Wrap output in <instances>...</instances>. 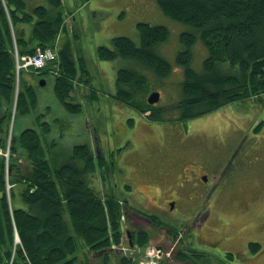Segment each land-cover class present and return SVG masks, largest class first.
<instances>
[{
  "label": "rangeland",
  "instance_id": "obj_1",
  "mask_svg": "<svg viewBox=\"0 0 264 264\" xmlns=\"http://www.w3.org/2000/svg\"><path fill=\"white\" fill-rule=\"evenodd\" d=\"M62 1L66 25L56 41L54 49L58 59L50 62L53 70L37 71L32 67L17 69L16 61L17 74H21L27 85L33 86L38 102L32 113L15 114L11 120V130L16 135L26 129L37 130L42 137L45 156L53 164L68 162L73 148L79 144L93 148L98 165L92 184L103 200L107 201L114 192L119 197L120 207L125 208L121 216V241L114 242L110 250L113 255L111 262L115 263V259L122 256L128 258L131 264H138L160 252L159 264H264V234L257 232L263 243V250L257 253V257L255 253V257H252L247 249L241 254L245 259L251 258L249 261L239 259L237 253L234 261V256H231L232 259L227 257L230 254L201 247L198 225L194 224L196 218L199 220V209L204 213L213 207V200L219 195V192L213 194L216 185L222 187L227 184L228 189L222 190L219 195V203L215 202L226 214L222 233L238 234L240 241L246 237L255 238V234L246 229V221L250 217L256 218L258 211L264 208V101H261L264 95L253 94L248 100L231 102L200 115L193 121L195 132L191 133L192 139L187 144L178 137L164 142L157 138L160 129L151 118L152 111L126 106L114 98L116 75L121 68H132L144 74L145 87L139 97L147 102L152 91L159 92L161 100L156 106L166 109L165 117L169 119L166 126L172 129L174 124L181 123L176 107L184 97L185 73L176 62L177 55L184 48L180 37L183 32H194L195 29L167 17L156 0ZM26 3L30 8L48 4L47 0H26ZM140 22L163 25L169 30L168 40L155 47V51L171 64L168 76L161 78L134 59L103 61L97 55L100 46L112 47L113 39L119 36L129 37L139 44L137 25ZM197 39L192 48V67L201 71L208 50L202 40ZM67 41L72 45L78 67L70 93V99L82 107V112L77 115L65 111L54 90L56 77L62 68L59 49ZM26 56L19 57V65ZM83 66L86 71H82ZM42 79H45L43 86L40 85ZM44 123L50 128L45 135L42 134ZM176 128L174 132L181 138V128ZM183 144L190 152H182L185 150ZM174 150L177 156L197 155L196 160L204 159L214 166L208 177L209 184L201 183L198 188L199 204H186L190 189L180 184L182 178L164 175L166 162L170 161L166 157L173 156ZM8 151L9 146L6 150H0V157H8ZM102 159L105 164L111 165V171L106 166V181L103 179L105 171ZM129 186L131 190H128ZM170 190V193L180 191L184 201L177 202L173 209L167 203L169 196L165 194ZM246 211L251 213L246 215ZM213 212L217 218L218 213ZM138 223L140 227H136ZM219 224L217 227L211 224V227L218 231ZM135 227L140 229L138 233L150 232L147 240L142 237V240L131 242L132 237L129 239L127 234L133 232ZM261 229L264 231V228ZM236 246L240 247L239 244ZM81 252L80 258L83 259L86 249ZM88 255L91 257L92 254ZM181 255L185 256L186 262L179 259ZM101 256L94 253L90 262Z\"/></svg>",
  "mask_w": 264,
  "mask_h": 264
},
{
  "label": "trees",
  "instance_id": "obj_2",
  "mask_svg": "<svg viewBox=\"0 0 264 264\" xmlns=\"http://www.w3.org/2000/svg\"><path fill=\"white\" fill-rule=\"evenodd\" d=\"M156 1L167 17L195 29L182 33L184 48L176 57L185 73L180 119L248 100L253 94L264 95V0ZM47 2L30 8L26 0H0V150L9 146L8 157H0V264H131L122 256L115 263L110 260L114 242L121 241L125 208L114 192L105 201L92 184L98 165L93 148L79 144L68 162L53 164L45 156L37 130L26 129L18 135L11 130L15 114L32 113L38 102L33 86L17 74L16 52L21 57L39 48L54 49L65 29L64 2ZM137 29L139 44L119 36L112 47L100 46L97 55L103 61L134 59L161 78L168 76L171 64L155 47L168 40L169 30L144 22ZM198 37L208 50L201 71L192 67V48ZM59 57L62 68L54 84L55 95L65 111L77 115L82 107L70 99V93L78 67L68 41L59 49ZM52 63L40 70L51 72ZM116 76L114 98L119 103L152 111L157 124L169 122L164 108L139 97L145 87L144 74L121 68ZM49 131L44 123L42 134ZM102 163L106 181L111 165ZM147 234L137 232L131 237L147 240ZM88 253L102 256L90 262ZM179 259L186 262L183 255Z\"/></svg>",
  "mask_w": 264,
  "mask_h": 264
},
{
  "label": "flooded vegetation",
  "instance_id": "obj_3",
  "mask_svg": "<svg viewBox=\"0 0 264 264\" xmlns=\"http://www.w3.org/2000/svg\"><path fill=\"white\" fill-rule=\"evenodd\" d=\"M157 103H155V104H157ZM176 110L179 111V113L181 115L184 112V109H182L179 106L176 107ZM199 117H201V116L198 115L197 117H193V118L181 119V123H178L176 125L174 124L173 126L170 125V127L171 126L173 127V128L171 127L172 129H170V130L166 126L169 124V122H165V124H158L157 127L160 129V132L157 135V138L162 139L165 142V141H169L171 139L178 137V139H181V141L183 143L187 144V142L192 139L191 133L195 132V130H194L195 128L192 127L193 121ZM165 126H166V128H164ZM174 127L175 128L176 127L181 128V131H180V133L182 134L181 138H179L180 136H177V134L174 132ZM176 130H177V128H176ZM186 144H183V145L185 146ZM186 148H187V146H185V148H184L185 150L182 152H188V151L190 152V149L189 148L186 149ZM170 153H171V151H170ZM173 154H174L173 156L170 155V156L166 157V160H170V161L166 162L167 165L165 167H167V168L165 171L163 170L165 177L174 176L176 178H178V177L182 178L181 183L180 182H178V183L187 186V188L191 190V191L189 190V196L186 198V204L188 206H189V203L193 205V204H196V202H197L199 204L200 195L198 192V188H200L201 183H203V184L205 183V185L209 184L210 181H209L208 177L210 176L211 171L214 170V166H212L210 162H209L210 164L207 163V160H204V159H203L204 161L202 159L196 160L197 155L177 156L176 150H174ZM148 179H150V177ZM176 180H178V179H176ZM191 186H193V188H190ZM195 187H196V190H195ZM224 189L225 190L228 189L227 184H223L222 187L216 185V189L213 190V192H214L213 194H215L216 192H219V195H220V193ZM170 192H171V190L167 191L165 194L167 196H169L170 199L168 200L167 203L170 204L171 207L173 206L171 208V209H173L174 206L177 205L176 204L177 202L183 203L184 201H183L182 193H180V191H174L172 193H170ZM219 195L216 198H214V200H213L214 205L212 208L210 207L204 213H202L200 209L198 210L199 220H198V218H196L194 224L198 225V230H199L200 236H201V247L210 248L212 250H216L217 252L230 254V255L234 256L233 257L234 261H236V259H237L236 255L239 256V259H242V260L245 259L244 257H242L241 253H244L247 249L251 253L252 257H255L254 253L256 254V257H257L259 254L258 252H262V250H263L262 249L263 243L261 242V240L259 239V236H257V234L258 233L264 234V231L261 229V228H264V208H263V210L258 211L259 215L256 218L250 217L246 221V223H247L246 229L249 231V233L253 232L252 234H255V236H254L255 238L251 239L249 237H246V239H244L243 241H240L238 238V234L234 235L232 233H227V232H226L227 234L226 233L223 234L221 231L222 230L221 228H224V226H225V223L223 224V222H224L226 214L224 213V211H221L219 208L220 206L217 205V203H215V202L219 203V201H218ZM201 197H202V195H201ZM262 205H264V204H262ZM213 211L218 213L217 218H215L216 214H214ZM245 213H246V215H248L251 212L246 211ZM201 216H202V218H201ZM211 224L214 225V227H217L219 224V230L216 231L215 228L211 227ZM139 225H140V223H138L136 227H140ZM170 229L172 230L171 227H170ZM137 230L139 231L140 229L136 228L133 232H131L132 233L131 236H133V234H135L137 232ZM210 231H212V232L209 233ZM235 243L239 244L240 247L239 246L234 247V245H236ZM254 250H256V252ZM247 259H245V260L249 261V259H251V258L248 257Z\"/></svg>",
  "mask_w": 264,
  "mask_h": 264
},
{
  "label": "built area",
  "instance_id": "obj_4",
  "mask_svg": "<svg viewBox=\"0 0 264 264\" xmlns=\"http://www.w3.org/2000/svg\"><path fill=\"white\" fill-rule=\"evenodd\" d=\"M18 58V55L16 56ZM19 59L17 61V69L21 68H34L37 70L42 69L45 67L49 62L58 59V55L56 50L54 49H37L36 53L30 54L25 57V60L19 65ZM160 252L155 254L154 257L147 259L146 262H141L138 264H159L158 259L160 260L161 256L159 257ZM163 255V254H162ZM155 258V259H154Z\"/></svg>",
  "mask_w": 264,
  "mask_h": 264
},
{
  "label": "water",
  "instance_id": "obj_5",
  "mask_svg": "<svg viewBox=\"0 0 264 264\" xmlns=\"http://www.w3.org/2000/svg\"><path fill=\"white\" fill-rule=\"evenodd\" d=\"M44 84H45V79H42V81L40 82V85L43 86ZM160 99H161V96H160L159 92L152 91V93L149 95L148 103L153 105V104L159 102ZM128 236H129V238L131 237L130 232H128Z\"/></svg>",
  "mask_w": 264,
  "mask_h": 264
},
{
  "label": "bare ground",
  "instance_id": "obj_6",
  "mask_svg": "<svg viewBox=\"0 0 264 264\" xmlns=\"http://www.w3.org/2000/svg\"><path fill=\"white\" fill-rule=\"evenodd\" d=\"M153 251H154V250H153ZM153 251H152L151 253H153ZM149 255H150V254H149ZM149 255H148V256H149Z\"/></svg>",
  "mask_w": 264,
  "mask_h": 264
}]
</instances>
